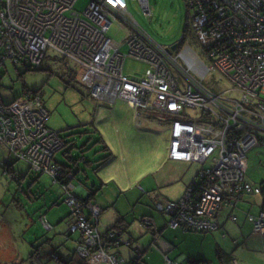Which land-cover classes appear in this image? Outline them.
I'll use <instances>...</instances> for the list:
<instances>
[{
	"label": "built area",
	"instance_id": "1",
	"mask_svg": "<svg viewBox=\"0 0 264 264\" xmlns=\"http://www.w3.org/2000/svg\"><path fill=\"white\" fill-rule=\"evenodd\" d=\"M78 1L0 0V82L7 60L38 69L52 49L93 99L125 100L139 123L144 114L169 119L170 160L213 166L200 171L182 199L157 208L173 228L216 231L213 219L224 206L262 194L245 174L247 153L264 146V0H187L194 12L191 29L212 66L189 46L169 53L155 44L129 13L127 0H90L83 13L74 10ZM139 1L148 14L149 1ZM119 21L128 29V54L108 36ZM127 58L148 66L143 77L124 74ZM215 70L230 87L220 90L214 76L216 92L204 85ZM48 118L39 94L27 92L10 104L0 97V147L57 182L62 167L54 158L65 141L48 129ZM63 188L75 219L72 232H80L79 264H128L100 244L101 208L78 200L71 182ZM249 220L255 232H264V213ZM173 248L166 245L165 252Z\"/></svg>",
	"mask_w": 264,
	"mask_h": 264
},
{
	"label": "rangeland",
	"instance_id": "2",
	"mask_svg": "<svg viewBox=\"0 0 264 264\" xmlns=\"http://www.w3.org/2000/svg\"><path fill=\"white\" fill-rule=\"evenodd\" d=\"M89 1L79 0L74 10L83 13ZM148 1V14L145 13L139 0H127V3L129 13L152 41L167 50L178 44L175 52L189 46L200 59L212 66L190 27V19L194 12L190 9L187 0ZM120 24V22L113 23L109 36L122 46L125 54H128V29H122ZM187 27H190V32L181 45ZM182 64L186 69L185 64L183 62ZM123 68L124 74L132 78L143 77L148 66L133 58H127ZM1 72L3 76L0 82V97L3 103L10 104L27 92H38L43 97L49 113L47 127L58 132L67 143L62 149H70L75 158L79 159L78 162H81L83 171L77 174L74 181L76 187L79 181L85 180L83 183H87L85 185L89 186L91 191L99 192L100 197L104 195V200L107 201L108 196L113 193V186H105L109 190L103 192L99 189L101 190L102 183H106L105 178L107 180L111 178L108 184L113 183L117 186L121 183L125 188L133 186L139 189L142 195L147 194L148 187L154 181L152 176L154 168L169 157V119L146 114L145 120L140 124L135 117V111L125 100L109 103L93 99L86 88L72 79L70 67L65 66L64 60L52 49L47 51L40 70H32L23 64L16 68L10 60H7L1 67ZM189 72L192 75L195 73L191 69ZM212 76L221 85L220 90L230 87L226 79L216 70L204 82L206 87L217 88ZM106 146L109 147V152L104 150ZM7 156V152L0 147V201L3 200L4 205L7 206L1 205L0 210L7 211L6 227H13L16 235L14 240L17 242L13 246L24 258L23 264H60L55 258L57 256L55 253L72 249L80 238V232L73 233L69 240L67 236H59L60 233L55 231L63 226L58 221L65 219L71 211L65 203L64 188L53 183L49 176L29 170L24 162L14 164V171L19 175L18 179L21 177V181L11 179L9 175L11 171L6 164L3 165ZM107 157H110L113 163L108 165L102 163ZM55 158L61 160L62 164L68 166L73 164L63 156L62 151L58 152ZM14 161L11 158V162ZM247 163V180L254 186L264 188V146L251 149L247 153ZM212 166V163H207L201 165V168L207 169ZM64 176L61 172V178ZM181 183L183 182L178 181L171 187L161 190H169V196L173 199L180 198L185 194V187ZM156 185L159 187L158 184ZM157 210L161 212L158 208ZM44 215L48 228L41 220ZM3 232L7 234V243L4 246L8 248L9 254H12L14 249L8 242V232L6 229ZM175 233L184 236L179 234L173 236L178 241H174L175 255H169L171 262L189 264L188 259L194 258L207 261L209 264H221L218 257L221 249L210 239L215 233L180 230ZM123 243L126 244L124 241ZM242 246L243 243L240 247ZM4 250V248L0 249V253L2 254ZM120 251L123 255L127 253L125 246L120 248ZM154 251L157 250L150 248L147 250V255L154 254ZM52 252L55 253L51 256ZM181 255L186 256L187 259L179 262L177 258ZM153 261L155 264H167L164 258H154Z\"/></svg>",
	"mask_w": 264,
	"mask_h": 264
},
{
	"label": "crops",
	"instance_id": "3",
	"mask_svg": "<svg viewBox=\"0 0 264 264\" xmlns=\"http://www.w3.org/2000/svg\"><path fill=\"white\" fill-rule=\"evenodd\" d=\"M121 24L120 27L122 29H126ZM110 38L113 39L112 37ZM144 115L143 120H145ZM142 121L140 122V124H142ZM170 141L171 134L169 146ZM61 151L63 153V156H66V159L68 157V161H70L71 163L73 162V164L71 165L74 166V168L79 170L82 169L81 162H78L79 159L75 158L70 149L69 151ZM107 151L109 152V147L107 148ZM65 152L67 153L64 154ZM7 154L8 156L4 159L3 165H7L9 163L10 167L13 170V172L9 175L11 179L16 180L19 175H17L14 171V164L15 162L21 161H18L14 156L10 155L8 152ZM70 157L74 159L71 158L72 160H70ZM11 158H13V160L15 161L11 162ZM54 159L56 162L62 165L61 160H56V158ZM102 163L108 165V163L111 164L113 163V161L110 157H107ZM28 168L30 170L29 166ZM201 169L202 168L200 164L175 162L170 160L169 157H166V159L162 161L161 165L154 168V172L152 173L154 181H152L151 185L148 187L149 191H146L147 194L142 195L140 193L141 191L137 188H133V186H131V188H125V185L121 183H119L117 186H114L113 183L108 184L111 178H108V180L107 178H105L104 180L106 181V183L104 182L101 184V190L99 189V191L103 192L104 190H109L106 189L105 186H113V193L112 195L108 196L107 201L104 200V195L100 197V194L98 195L99 192L91 191L90 188H88L89 186L85 185L87 183H83L85 180L79 181V185L78 187H76L74 181L76 180L78 172L70 170V173L73 174V178L71 181V184L74 187L73 193L78 198V200H80L81 202H91L93 203V205L99 206L102 209L98 223V229L102 236H106L107 232L112 227H114V225L119 220L123 221V226L120 229V232L123 234L121 236V239L126 244L123 243L121 246L119 245L115 249H112V253L119 255L122 259L125 260V262L128 263H130L133 259H136L138 264H155L153 261L154 258H164L167 264H174L173 262H171L169 255H175L176 247L174 243L177 242L178 239L173 236H177V234H179V236H184V234L175 232L179 230L181 232L187 231L183 230L181 227H171L168 224L166 216L157 210V204L177 202L183 198L184 194L180 198L173 199L169 196V190H161V188L167 189L168 187H171L172 185H174V183L179 181L183 182L181 184H183V186L185 187V193L187 187L197 178V174L201 171ZM247 174L248 163L246 160L245 178L247 177ZM17 181L20 182L21 177ZM246 181L250 183L247 178ZM156 184H158L159 187ZM98 198L102 199L98 200ZM1 205L7 207L4 205L3 200L0 201V208L2 207ZM6 212V210H0V249H5L2 254L0 253V264H23V262H25L24 258L21 257V255H19V252L14 248L17 240H14L16 235L13 232V227H6ZM261 213H264V188H262V194L260 196L244 197L243 199L235 202L234 207H231V205L224 206L221 209L220 213L215 217V219H213V221H215L217 225V229L216 231L210 232L215 233L210 239L211 241L217 243V247L220 248L222 252L230 254L233 258L236 257L234 264H264V232H255L253 223L249 220V216L257 217ZM45 215L43 217H45ZM66 216L65 219L62 218L60 219V221H58L59 223L63 224V226H61V228H58L57 230L55 229V231H58V233H60L59 236L65 235L70 240L73 234L69 233V230L72 224L74 223L75 219L72 217L71 211ZM146 219L150 221L149 226L145 224ZM166 228L169 229L166 230ZM5 229L8 232L7 239L9 244L11 245L10 247H13L14 249V252L12 254H9L8 248L4 246L7 243V234L3 232ZM122 240H120V243L122 242ZM13 241L15 242L12 244ZM241 243H243L244 246L240 247ZM166 245H172L174 248L169 252H165ZM123 246H125L127 250L126 255H123L122 251H120V248H122ZM50 248H52V246H50ZM150 248L156 249L157 251H154V254L148 256L147 250H149ZM76 249L77 242H75V245L70 250H65L61 253L59 251L56 253L52 252L53 254L50 253V255L52 256L54 255V253L60 255L65 260L66 264V261L70 260L71 258L78 260ZM136 251L139 252V256ZM166 259H169L171 263H168ZM186 259V256L181 255L177 258V261L182 262Z\"/></svg>",
	"mask_w": 264,
	"mask_h": 264
},
{
	"label": "trees",
	"instance_id": "4",
	"mask_svg": "<svg viewBox=\"0 0 264 264\" xmlns=\"http://www.w3.org/2000/svg\"><path fill=\"white\" fill-rule=\"evenodd\" d=\"M190 27H191V25H190ZM190 27H187L186 28V30H185V34H184V38L181 40V45L183 44V42L185 41V37H186V35L190 32ZM46 57V56H45ZM44 60V59H43ZM43 62V61H42ZM42 64V63H41ZM24 66H26L27 68H30V69H32V70H40L41 69V65H40V67L38 68V69H35V67H31V65L30 64H28V63H25L24 64ZM66 66V65H65ZM3 76V75H2ZM210 88V87H209ZM212 90L213 91H215L216 92V90L214 89V88H212ZM33 95H38V92H36V93H32ZM43 101H44V99H43ZM44 104H45V101H44ZM64 146H66V143H64ZM107 146L105 147V151H107ZM65 148H63L62 150H64ZM67 151H69V149L67 150ZM67 152H65L64 154H66ZM66 157V156H65ZM72 157H70L69 159L70 160H72V159H74V158H72ZM67 159H68V157H67ZM73 163V162H72ZM61 165V164H60ZM7 167H8V169H9V171H11V173L13 172V170H12V168L10 167V165H9V163L7 164ZM80 168V167H79ZM70 170H73V171H75V172H78V173H80V171L82 172V169L81 170H79V169H76V168H74V166H72V165H70V166H68V165H66V164H62V168H61V172L65 175L64 176V178H61V179H59L57 182H54L53 181V183H55V184H59L60 186H64V185H66V184H68L69 182H70V180L69 179H66V175L70 172ZM8 173V172H7ZM14 174V173H13ZM18 179V178H17ZM157 206H158V204H157ZM102 210V209H101ZM164 215V214H163ZM99 219H100V216H99ZM99 219H98V222H97V224L99 223ZM74 223H75V221H74ZM74 223L72 224V226H71V228H70V230H69V233H71V234H73V233H76V232H79V231H76V232H72V227H73V225H74ZM145 224L147 225V226H149L150 225V221L149 222H146V220H145ZM98 226V225H97ZM122 226H123V221L122 220H119L115 225H114V227H112L108 232H107V234H106V236H102L101 234H100V232H99V234H100V244H101V246L106 250V251H108V252H111L112 251V249H115L116 247H118L119 245L121 246L122 244H123V242H121L120 243V240H121V236L123 235L121 232H120V229L122 228ZM112 232H114L116 235H115V237L114 238H111V233ZM79 241V239L76 241V242H78ZM117 244H119L118 246H117ZM77 250V249H76ZM220 251V250H219ZM137 252V254H138V256H139V252L138 251H136ZM112 253V252H111ZM76 254L78 255V253L76 252ZM115 254V253H114ZM57 255V254H56ZM116 256H118V257H120L119 255H117V254H115ZM141 255V254H140ZM56 257V259H57V261L60 263V264H65V260L60 256V255H57V256H55ZM218 257L220 258V260H221V264H234V262H233V258L231 257V256H229L228 254H226V253H224V252H218ZM121 258V257H120ZM80 260V258H79V256H78V260L77 259H74V258H71L70 260H68V261H66L67 263L66 264H79V261ZM135 261H136V259H133L130 263H128V264H135ZM188 262H189V264H209L207 261H204V260H196V259H194V258H190L189 260H188Z\"/></svg>",
	"mask_w": 264,
	"mask_h": 264
},
{
	"label": "water",
	"instance_id": "5",
	"mask_svg": "<svg viewBox=\"0 0 264 264\" xmlns=\"http://www.w3.org/2000/svg\"><path fill=\"white\" fill-rule=\"evenodd\" d=\"M177 47H178V44H175V45H173L170 49H168V51H169L170 53L175 52L176 49H177Z\"/></svg>",
	"mask_w": 264,
	"mask_h": 264
}]
</instances>
